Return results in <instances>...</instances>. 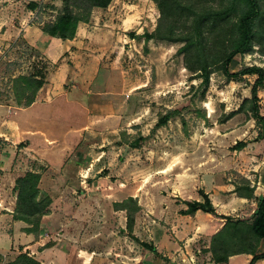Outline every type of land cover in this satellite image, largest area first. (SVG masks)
<instances>
[{"label":"rangeland","instance_id":"374dc122","mask_svg":"<svg viewBox=\"0 0 264 264\" xmlns=\"http://www.w3.org/2000/svg\"><path fill=\"white\" fill-rule=\"evenodd\" d=\"M30 2L38 3L36 9ZM192 2L199 11L243 5V0ZM67 5L87 16L75 36L44 32ZM67 5L65 0H0V140L8 136L18 152L15 170L0 172V186H7L6 201L15 199L14 218L17 180L34 172L45 214L22 220L23 229L46 237L47 245L59 243L83 258L82 264H203L213 236L227 221L223 215L245 226L255 216L254 198L241 200L237 186H245L246 178L256 190L264 176V120L256 122L249 103L239 109L251 98L257 75L233 78L214 67L206 85L186 67L179 51L184 43L147 38L161 15L155 0ZM255 32L258 38L264 34V21ZM51 37L67 44L77 37L79 45L51 51ZM258 40L262 44L254 41L234 56L231 72L253 65L264 69V39ZM64 64L70 70L62 92L78 106L43 122L30 120L27 111L23 116L20 109L28 106L36 84L16 79L50 82ZM258 94L264 117V86ZM170 111L169 121L157 127ZM55 118L69 126L61 128ZM67 134L74 136L68 141ZM45 137L51 140L49 151L26 149ZM205 194L215 213H188V202H203ZM232 243L226 246L233 249ZM25 246L20 256L31 252ZM75 259L70 255L67 261L81 264Z\"/></svg>","mask_w":264,"mask_h":264},{"label":"trees","instance_id":"16d2710c","mask_svg":"<svg viewBox=\"0 0 264 264\" xmlns=\"http://www.w3.org/2000/svg\"><path fill=\"white\" fill-rule=\"evenodd\" d=\"M71 0H65L66 5ZM83 1L89 7H107L112 0H72ZM160 9L161 15L155 32L147 34V38H159L172 42L184 43L180 52L185 56L186 67L197 76L203 79L207 85L210 74L214 67L221 69L227 76L238 78L246 74L257 75L252 90L251 98L243 101L239 109H243L247 103L250 104V111L256 122H261L264 117L260 111L259 90L264 86V69L259 66H249L238 72H231L229 65L235 55L244 53L252 46L254 41L262 44L264 34L260 38L256 36V27L264 21L263 0H243V5L238 9L236 2H231L229 6L223 3L215 8L204 6L199 11L192 0H155ZM30 9H36L37 2L28 4ZM87 16L77 14L71 6L67 5L65 11L61 13L55 22L43 31L50 36H57L62 39L73 38L76 33L79 21L86 20ZM235 19V20H233ZM233 20V21H232ZM25 80L28 83H35V91L43 86V78L37 79L36 76H21L16 80ZM35 93V94H36ZM35 94L28 100L26 105L35 101ZM173 111L163 115L157 127L165 125ZM38 175L29 172L24 177L17 180L18 195L15 217L20 220L29 221L36 215H43L44 207L38 202ZM245 186H237L240 196L255 198L257 208L253 222L245 226L242 220H235L223 215L227 221L222 230L217 232L212 238L211 250L217 263L228 260L231 255L254 250L258 242L264 238V194L260 197L254 195V187L250 186V181L244 178ZM245 189L247 194L243 193ZM188 213L199 209L215 213L210 198L205 194L204 201L188 202ZM130 226L133 223L132 217L129 218ZM247 230H246V229ZM29 232H33L28 228ZM228 237V238H227ZM228 240L232 241V248L227 247ZM150 250L155 252L157 249L151 244L145 243ZM243 245V247H241ZM230 246V245H229ZM246 246V247H244ZM264 257V253L254 255L249 264ZM43 264L29 255H19L18 258L8 264Z\"/></svg>","mask_w":264,"mask_h":264},{"label":"crops","instance_id":"0c3cea01","mask_svg":"<svg viewBox=\"0 0 264 264\" xmlns=\"http://www.w3.org/2000/svg\"><path fill=\"white\" fill-rule=\"evenodd\" d=\"M43 37V33H41ZM52 38V39H51ZM50 42L48 45V50L54 51L56 50L55 47L57 46V49H62L64 51L72 50L74 44H77V37L75 40L71 41V44H67L63 42L60 38L57 37H51ZM65 43V44H64ZM60 46V47H59ZM74 50V49H73ZM75 52V51H74ZM72 51V53H74ZM62 70L64 73H66V76H64L63 72H60L55 75L54 79L52 78L50 82L44 83V86L41 87V89L38 91L36 95L35 101L28 105L25 108L20 109V113L24 116V112L27 111V115H29V119L35 122H39L43 120H47L49 118V114H53L55 112H63L67 110L73 109V107H77L79 101L76 100H70L69 96L64 94L62 90L65 88V79L67 80L69 76V70L67 64L62 65ZM79 75V73H78ZM66 77V78H65ZM77 78V77H76ZM94 78V76H93ZM95 79V78H94ZM54 83H53V82ZM54 84L59 89V92L54 90ZM58 123V125L61 128L68 127V121L62 120L61 118H55ZM68 135V134H67ZM74 135L70 134L68 135L67 139L68 141L72 139ZM2 140V141H1ZM0 140V167L5 169H0L1 174L10 175L11 172H7V170H15L16 162L18 163V160L16 159L18 156V152L15 150L14 146L15 144L13 141H11L8 136L5 138H1ZM5 141L7 143H5ZM48 141V142H47ZM31 145H27L26 149H33L35 148L36 151L38 150H45L49 151L51 145V140H48L47 137H45L43 140L34 139L33 142H31ZM4 145H6L7 148H4ZM8 151V152H7ZM46 160L48 161V157H46ZM12 171V172H13ZM87 172V171H86ZM5 187L7 186H0V261L4 260L6 263L9 261H14L19 255V249L21 245L26 244L24 247L25 249H30L31 252L28 253V255L39 262L43 264H67L70 255L71 258L76 257L75 260L77 262L81 263L84 262L83 258H80V256H76L75 253H70L68 251H65L62 249V247L59 246V243L56 244H48L47 245V239L46 237H40L36 238L33 233H28L24 231V222L22 220L14 218L13 214V205L15 204V199H11L9 202L6 201V195L7 192L5 190ZM13 190V189H12ZM264 194V176H261L258 180V186L256 187V190L254 192V195L256 197H260ZM241 200L246 201L249 203L247 198L241 197ZM252 206H255L257 208V201L256 199L250 200ZM245 203V202H243ZM249 205V204H248ZM253 208L252 213L255 212L256 208ZM46 221V222H45ZM47 225V220L44 218L43 225L44 227ZM49 235H47L48 237ZM54 236V235H53ZM55 237V236H54ZM58 241L61 240V238H57ZM264 253V238H262L254 250L251 251H245L242 253L231 255L228 260L224 262L217 263L212 255V253H208L205 255V260L203 264H249L251 259L254 257V255L262 254ZM79 260V261H78ZM66 261V262H64ZM69 264V263H68ZM254 264H264V257H261L255 261Z\"/></svg>","mask_w":264,"mask_h":264}]
</instances>
